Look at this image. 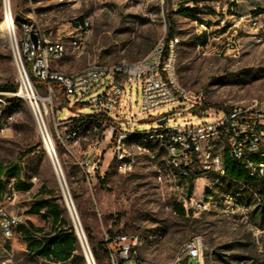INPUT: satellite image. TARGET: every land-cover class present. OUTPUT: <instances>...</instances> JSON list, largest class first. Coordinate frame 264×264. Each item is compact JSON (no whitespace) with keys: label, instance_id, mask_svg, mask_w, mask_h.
<instances>
[{"label":"rangeland","instance_id":"1","mask_svg":"<svg viewBox=\"0 0 264 264\" xmlns=\"http://www.w3.org/2000/svg\"><path fill=\"white\" fill-rule=\"evenodd\" d=\"M264 8V0H9L8 12L13 23L19 27L29 22L40 28H50L64 35L70 34L74 20L88 16L91 30L84 50L75 54L70 48L52 63L53 69L64 73L78 71L89 64H115L121 60L128 62L144 58L154 45L166 37L168 23L166 11L172 10L175 24L174 36L178 38L175 47V69L177 82L184 88L201 92L203 108L230 109L233 107L251 108L254 111L264 105V45L257 43L249 34L241 33L240 52L232 57L220 50V40H212V33L219 32L216 25L221 19L230 25V15L239 16L253 9ZM197 21V22H196ZM203 21L210 26L209 46L202 40L196 47L197 24ZM4 25V2L0 0V85L12 84L14 91L0 95L8 114L12 115L11 130L0 135V165L3 168L18 166L25 181L31 180L33 188L21 193L11 204L7 199L9 184L13 180L2 174L3 190L0 195V208L8 212L22 213L26 217L28 208L35 201L56 198L62 205L63 216L73 226L70 212L62 191L42 146L40 135L27 100L17 95L21 81L6 36ZM224 38V37H223ZM68 46V41L66 40ZM23 63L26 65L24 58ZM29 75V74H28ZM30 83L47 102L48 129L56 144L61 170L71 197L77 218L83 229L87 245H97L99 260L92 254L94 264H111L107 257L105 235L134 234L142 241L138 248L141 258L154 263H170L180 246L198 236L204 242L201 260L189 258L179 264H264V254L258 251L251 231V225L264 228L258 215L252 212L262 208L252 191L264 198V185L254 183L238 160H232L241 175L228 178L250 183V190L231 180H225L211 187L216 196H228L240 201L247 211L226 217L217 210L196 215L178 216L173 211L174 197L165 184L155 179V167L162 165L158 153L141 154L130 173H118L114 169L109 146L103 149L101 162L95 179L88 184L76 160L79 151L86 149L88 140H82L80 150L69 154V143H61L54 118L62 120L74 111L69 100L64 102V94L58 87L52 92L45 84L30 77ZM24 92V88H22ZM140 92L138 86L131 85L125 100L126 111L141 118L139 111ZM152 115H165L168 125L196 123L204 121V116L192 115L177 106L162 107ZM152 120H142L137 129L151 126ZM91 124L85 122L81 134L90 138ZM147 147L152 149L150 144ZM30 150V151H27ZM25 154V155H24ZM211 174H201L197 170L188 181L190 189L203 196L210 188ZM44 185L46 190L37 192ZM51 191L53 194L47 196ZM252 190V191H251ZM74 229V227H73ZM26 241L18 228L12 239L0 236V259L12 254L14 264L23 263ZM82 251V248L77 243ZM42 263V260H38ZM87 264V262H86ZM128 264V263H126Z\"/></svg>","mask_w":264,"mask_h":264},{"label":"built area","instance_id":"2","mask_svg":"<svg viewBox=\"0 0 264 264\" xmlns=\"http://www.w3.org/2000/svg\"><path fill=\"white\" fill-rule=\"evenodd\" d=\"M71 1L78 3L82 0ZM230 16L233 18L230 25L221 19L220 24L215 26L219 29L218 32L227 26L225 31L217 36L212 33V40L223 39L220 42L222 52L236 57L240 52L241 33L249 34L257 43L264 45V9L255 8L244 15ZM4 21L8 26L5 8ZM9 21L12 28L9 43L13 58L19 76L22 78L23 73L28 82V88L24 87V94L21 93L20 86L17 95L27 100L50 164L58 181L61 178L65 185L69 201L64 191H61L79 244L82 242L80 235L83 236L85 246L87 241L66 187L55 141L48 129L46 104L49 100L32 88L29 75L43 82L49 94L54 88L53 84L57 83L60 91L69 100L70 108H75L62 120L55 117L54 123L62 129L58 133L61 143H69L66 147L69 154L80 150L82 140H88L86 149L79 151L76 160L88 184L95 179L106 146H109L114 169L118 173L133 171L141 154H150L153 157V153H158L162 157V165L155 167V179L167 186L185 216L217 210L223 216L233 217L247 211V207L240 201L228 196L214 195L211 187L231 180L241 187L251 189L250 183L228 178L225 155L238 160L247 175L255 180L254 183L264 182V105L254 111L250 110L252 107H233L226 110L203 108L202 93L186 89L177 82L176 36L168 40L162 38L147 56L136 61L121 60L115 64L93 63L78 71L64 73L53 69L52 63L61 58L68 48L75 54L84 50L91 30L88 16L74 20L70 26L72 32L68 35L50 28H40L29 22H22L16 27L10 11ZM210 29L211 27L203 21L197 24V48L205 37L207 40L203 46H209ZM32 34L36 36L35 44L32 42ZM134 83L140 92L141 118L133 115L130 108L128 111L125 108L128 86L130 90ZM5 93L0 92V95ZM2 103L4 101L0 97V135L11 130L12 122V115L7 113L6 106ZM168 106H177L187 113L204 116L207 119L196 123L168 125L167 116L152 115L158 109ZM150 119L152 120L150 127L137 129L142 120ZM85 122L91 124V135L88 139L87 135L81 134ZM146 144L153 148L150 149ZM195 170L213 176L210 188L202 197L196 195L194 187L190 189L188 183ZM9 187L7 199L12 204L19 194L13 189L12 183ZM252 194L259 204L264 205V198H259L254 191ZM23 222L24 214L0 208V236L3 238L12 239ZM250 227L256 248L264 254V228L255 225ZM104 242L111 264H159L139 256L138 248L142 241L138 235L106 234ZM87 249L92 255L88 245ZM203 249L202 238L195 236L180 246L170 263L164 264H179L189 258L200 261ZM6 254L7 256L0 259V264H14L12 254L8 251ZM248 263L240 261L238 264Z\"/></svg>","mask_w":264,"mask_h":264},{"label":"trees","instance_id":"3","mask_svg":"<svg viewBox=\"0 0 264 264\" xmlns=\"http://www.w3.org/2000/svg\"><path fill=\"white\" fill-rule=\"evenodd\" d=\"M172 13V10L168 9L166 11L168 30L165 40L173 37L175 33ZM32 79L37 85V80L33 77ZM53 85L54 88L58 87L57 83ZM0 90L14 91V85L2 84L0 85ZM66 100L67 98L64 96V102ZM231 159L228 155H225L226 172L230 175H241L239 174L240 170L236 169L232 164V160L234 159ZM3 173H6L13 179L12 187L15 191H25L31 188L30 183L21 181V172L16 165L8 168H3L0 165V195L3 190ZM261 184L264 185V182H261ZM49 194H53V192L50 191ZM173 211L178 216H185L182 208L176 203H173ZM26 215L27 217L24 215V222L19 226V229L26 241L25 253L28 258L20 264H86L83 252L77 246L78 240L73 226L63 216V209L56 198L50 196L47 199L35 201L28 208ZM256 215L261 219V224L264 223V205H262V208L252 212V216ZM48 221L51 226L50 232L45 231V224ZM108 231L110 233L109 235H113L110 230ZM91 251L94 258L99 260L97 245L91 244ZM37 259L42 260V263H38Z\"/></svg>","mask_w":264,"mask_h":264},{"label":"bare ground","instance_id":"4","mask_svg":"<svg viewBox=\"0 0 264 264\" xmlns=\"http://www.w3.org/2000/svg\"><path fill=\"white\" fill-rule=\"evenodd\" d=\"M3 2H4V8H5L6 16H7V20H8V26H7V24H6L5 21H4L3 28H4V30H5L6 36H7L8 41H9V33H10V34L12 33V28H11L10 21H9V12H8L9 0H3ZM9 44H10V43H9ZM16 58H17V56H16ZM20 81H21V85H22V86H21V93L24 94L25 90H24V92H22V88H24V87L28 88V82H27L26 77L23 75V73H22V78L20 77ZM43 98H45L46 100H49L48 97H43ZM57 172H58V174H59V170H57ZM58 177H59V176H58ZM59 179H60V181H58V182H59L60 188H61V190L64 191V194L66 195V198H67V200L69 201V198H68V195H67V191H66L65 185H64L62 179H61V178H59ZM71 212H72V214H73V216H74V212H73L72 207H71ZM74 217H75V216H74ZM80 236H81L82 242H83L84 245H85V242H84L83 236H82V235H80Z\"/></svg>","mask_w":264,"mask_h":264},{"label":"crops","instance_id":"5","mask_svg":"<svg viewBox=\"0 0 264 264\" xmlns=\"http://www.w3.org/2000/svg\"><path fill=\"white\" fill-rule=\"evenodd\" d=\"M237 1H239V0H237ZM246 1H248V0H246ZM263 9V8H262ZM18 167V166H17ZM19 168V167H18ZM20 169V168H19ZM21 172V171H20ZM20 179H21V181H23V182H25V183H30L31 184V188L30 189H28V190H25V191H18V194L20 195L21 193H28L32 188H33V183L31 182V180H29V181H25L24 179H23V177H22V174H21V177H20ZM13 180V179H12ZM42 190H46V188H45V186L44 185H41L40 187H39V190H37V192L38 193H40ZM194 191H195V189H194ZM46 192H50V191H46ZM195 194H196V191H195ZM197 195V194H196ZM47 196H50V194H47ZM199 196V195H198ZM58 202V201H57ZM59 203V202H58ZM33 204H34V202H33ZM60 204V203H59ZM61 205V204H60ZM61 207H62V205H61ZM32 221L34 222V220L32 219ZM50 230H51V226H50V222L48 221L46 224H45V231L46 232H50ZM25 248H26V245H25Z\"/></svg>","mask_w":264,"mask_h":264},{"label":"water","instance_id":"6","mask_svg":"<svg viewBox=\"0 0 264 264\" xmlns=\"http://www.w3.org/2000/svg\"><path fill=\"white\" fill-rule=\"evenodd\" d=\"M32 42L35 44L36 43V36L34 34H32ZM80 246L82 248V252L83 255L85 257V260L87 262V264H93V260H92V255H90L88 249H87V244L86 246L84 245V243L80 242Z\"/></svg>","mask_w":264,"mask_h":264}]
</instances>
